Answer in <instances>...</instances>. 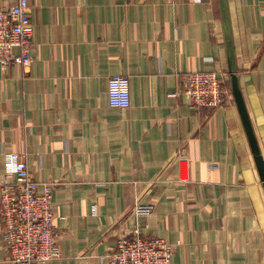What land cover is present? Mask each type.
Masks as SVG:
<instances>
[{
  "label": "crops",
  "instance_id": "1",
  "mask_svg": "<svg viewBox=\"0 0 264 264\" xmlns=\"http://www.w3.org/2000/svg\"><path fill=\"white\" fill-rule=\"evenodd\" d=\"M29 3L34 60L0 64V183L8 152L55 183L61 256L46 264H110L136 228L179 244L171 264H264V181L232 90L236 76L264 158V0ZM195 71L222 74L221 107L192 106ZM115 74L128 108L109 105Z\"/></svg>",
  "mask_w": 264,
  "mask_h": 264
},
{
  "label": "built area",
  "instance_id": "2",
  "mask_svg": "<svg viewBox=\"0 0 264 264\" xmlns=\"http://www.w3.org/2000/svg\"><path fill=\"white\" fill-rule=\"evenodd\" d=\"M202 1V0H200ZM35 24L29 0H17L10 7L0 6V64L28 66L34 60ZM184 92L196 109H216L223 105L228 90L218 71H195L185 80ZM111 107L131 106L130 79L115 74L108 81ZM4 169L10 182L0 183L2 241L7 257L3 264H46L61 256L53 212L54 182H39L30 172L26 156L5 153ZM152 205L139 204L135 214L149 215ZM179 244L159 235L123 233L115 247L106 254L110 264H171Z\"/></svg>",
  "mask_w": 264,
  "mask_h": 264
},
{
  "label": "water",
  "instance_id": "3",
  "mask_svg": "<svg viewBox=\"0 0 264 264\" xmlns=\"http://www.w3.org/2000/svg\"><path fill=\"white\" fill-rule=\"evenodd\" d=\"M232 88H233L232 89L233 95H234L235 100L237 102V105L239 107V111L241 113L243 123L245 125L248 137L250 139V143H251V146L253 149V153L255 155V161H256L258 170H259L260 175L264 181V158L261 155L259 147L257 145V141H256L255 135L253 133V129H252V126L250 123L249 115L247 113L245 102L243 100L241 90L239 89V85H238V81H237L236 76L232 77Z\"/></svg>",
  "mask_w": 264,
  "mask_h": 264
}]
</instances>
